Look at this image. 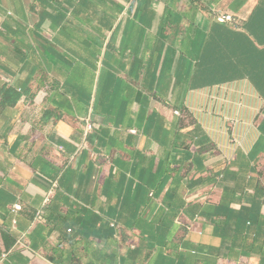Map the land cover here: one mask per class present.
I'll return each mask as SVG.
<instances>
[{"label": "crops", "instance_id": "crops-1", "mask_svg": "<svg viewBox=\"0 0 264 264\" xmlns=\"http://www.w3.org/2000/svg\"><path fill=\"white\" fill-rule=\"evenodd\" d=\"M0 264H264V0H0Z\"/></svg>", "mask_w": 264, "mask_h": 264}, {"label": "built area", "instance_id": "built-area-1", "mask_svg": "<svg viewBox=\"0 0 264 264\" xmlns=\"http://www.w3.org/2000/svg\"><path fill=\"white\" fill-rule=\"evenodd\" d=\"M219 21L221 23H235L236 18L232 14H229V15H221L219 17ZM176 113L178 115H181V112H179V111H177ZM87 129H88V131L91 130L92 129V126L89 124L87 126ZM132 133H136V132L132 131ZM14 209H15V211H20V210H22V206L21 205H17V206H15ZM111 226L114 227V228H116L117 227V224L115 222H111Z\"/></svg>", "mask_w": 264, "mask_h": 264}, {"label": "trees", "instance_id": "trees-1", "mask_svg": "<svg viewBox=\"0 0 264 264\" xmlns=\"http://www.w3.org/2000/svg\"><path fill=\"white\" fill-rule=\"evenodd\" d=\"M8 94H11L12 95L13 93H8Z\"/></svg>", "mask_w": 264, "mask_h": 264}]
</instances>
